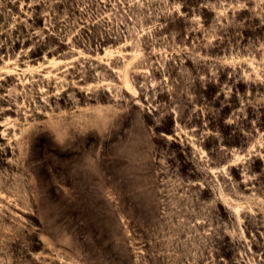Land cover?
I'll list each match as a JSON object with an SVG mask.
<instances>
[{
  "label": "rangeland",
  "instance_id": "obj_1",
  "mask_svg": "<svg viewBox=\"0 0 264 264\" xmlns=\"http://www.w3.org/2000/svg\"><path fill=\"white\" fill-rule=\"evenodd\" d=\"M0 264H264V0H0Z\"/></svg>",
  "mask_w": 264,
  "mask_h": 264
},
{
  "label": "bare ground",
  "instance_id": "obj_2",
  "mask_svg": "<svg viewBox=\"0 0 264 264\" xmlns=\"http://www.w3.org/2000/svg\"><path fill=\"white\" fill-rule=\"evenodd\" d=\"M125 74H126V73H125ZM126 79H127V78H125V75H124V80H123V81L125 82L126 85L129 86V83H128L129 81H128V79H127V81H128V82H127Z\"/></svg>",
  "mask_w": 264,
  "mask_h": 264
}]
</instances>
